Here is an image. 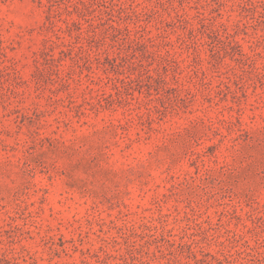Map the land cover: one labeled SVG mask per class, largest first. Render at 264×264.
I'll return each mask as SVG.
<instances>
[{"label":"rangeland","instance_id":"1","mask_svg":"<svg viewBox=\"0 0 264 264\" xmlns=\"http://www.w3.org/2000/svg\"><path fill=\"white\" fill-rule=\"evenodd\" d=\"M0 264H264V0H0Z\"/></svg>","mask_w":264,"mask_h":264}]
</instances>
